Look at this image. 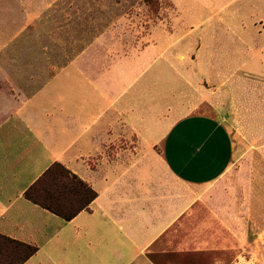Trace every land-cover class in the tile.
Returning <instances> with one entry per match:
<instances>
[{
	"label": "crops",
	"instance_id": "0c3cea01",
	"mask_svg": "<svg viewBox=\"0 0 264 264\" xmlns=\"http://www.w3.org/2000/svg\"><path fill=\"white\" fill-rule=\"evenodd\" d=\"M204 2L205 19L182 33L158 25L125 44L120 20L72 53L75 0H19L9 12L0 235L38 248L24 264H154L159 239L229 170L240 140L217 114L235 104L236 78L264 79V0ZM231 21L238 53L216 30ZM252 31L261 38L242 40ZM54 163L97 193L70 221L24 197Z\"/></svg>",
	"mask_w": 264,
	"mask_h": 264
},
{
	"label": "rangeland",
	"instance_id": "374dc122",
	"mask_svg": "<svg viewBox=\"0 0 264 264\" xmlns=\"http://www.w3.org/2000/svg\"><path fill=\"white\" fill-rule=\"evenodd\" d=\"M173 2L75 0V29L70 32L76 45L69 47V53L78 52L89 40L110 31L116 21L123 20V27L115 32L128 44L131 38L147 37L155 26L163 25L167 31L175 27L182 33L207 16L204 0ZM18 6L19 0H0V36L15 24L12 22H18L9 17L10 11L19 13ZM226 26L216 29L222 48H236L238 53L243 43L237 44L235 23ZM202 30H208L206 23L198 28V32ZM249 38L258 40L260 32L252 31L251 37L243 35L242 40ZM238 64L242 62L236 61ZM235 80V104L230 100L217 116L234 125L240 140L237 157L225 175L199 193L187 216L159 239L149 255L154 264H264V79L244 76ZM181 85L172 84L174 88Z\"/></svg>",
	"mask_w": 264,
	"mask_h": 264
},
{
	"label": "trees",
	"instance_id": "16d2710c",
	"mask_svg": "<svg viewBox=\"0 0 264 264\" xmlns=\"http://www.w3.org/2000/svg\"><path fill=\"white\" fill-rule=\"evenodd\" d=\"M25 199L64 221L86 210L97 193L59 163L52 164L24 193ZM38 248L0 235V264H24Z\"/></svg>",
	"mask_w": 264,
	"mask_h": 264
}]
</instances>
